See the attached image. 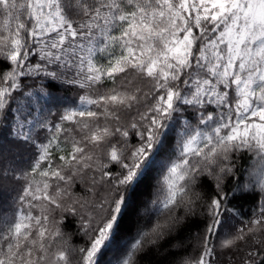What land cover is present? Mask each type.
<instances>
[{
    "label": "snow or ice",
    "instance_id": "6c2138e0",
    "mask_svg": "<svg viewBox=\"0 0 264 264\" xmlns=\"http://www.w3.org/2000/svg\"><path fill=\"white\" fill-rule=\"evenodd\" d=\"M9 190L0 264H264V0H0Z\"/></svg>",
    "mask_w": 264,
    "mask_h": 264
},
{
    "label": "trees",
    "instance_id": "16d2710c",
    "mask_svg": "<svg viewBox=\"0 0 264 264\" xmlns=\"http://www.w3.org/2000/svg\"><path fill=\"white\" fill-rule=\"evenodd\" d=\"M39 85L36 86V88L33 89V91H38ZM54 95L58 98V103L54 104H48V98L44 97L42 98L41 102L48 105V107H51V111L53 114H56L58 111H62L65 107L71 106L72 102L77 99V93L74 91H59L55 92ZM132 143L135 144L136 140L135 138L132 139ZM170 156L166 155L162 158V164L167 165L169 162ZM173 160H176L175 156H171ZM176 162H179L176 160ZM252 162L250 160H244V161H239L238 164L243 167L245 170L248 168V165L251 164ZM159 176V168L156 172H154L151 177L147 178L144 183L141 185L140 189L137 192L138 196V203L140 201H147L150 198H154V194L157 191V183H158V178ZM39 179V177H37ZM208 190L211 191L210 186L208 187ZM76 194L80 195L81 194V188L78 186L76 189ZM11 195H14V193H11V191H6L2 194H0V203H3L5 207H7L9 200L11 198ZM241 198L233 201V204L235 208L242 214V216L246 217L250 210L254 207V201L251 195L247 192L241 193L240 194ZM199 211V209H197ZM144 215L143 208H140V210L135 214L129 216V218L125 221L124 224V229H133L134 227L137 226L138 224L142 223L141 217ZM66 231H71V227L69 226L68 228L65 229ZM199 226L196 223H193L189 221L188 226L184 229V231L181 233L182 238H184L186 241L189 243H195V236L197 232L199 231ZM76 243H83V240L80 237H76L75 239ZM191 251V250H189ZM108 261H112V264H116V262L113 260L112 254L109 253L108 256L105 258Z\"/></svg>",
    "mask_w": 264,
    "mask_h": 264
}]
</instances>
